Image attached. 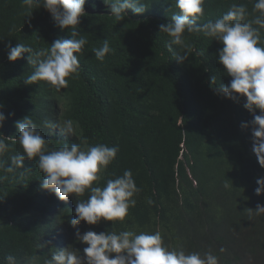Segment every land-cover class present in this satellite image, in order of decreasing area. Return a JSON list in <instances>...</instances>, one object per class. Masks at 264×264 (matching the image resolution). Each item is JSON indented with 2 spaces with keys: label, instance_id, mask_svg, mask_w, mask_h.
<instances>
[{
  "label": "trees",
  "instance_id": "obj_1",
  "mask_svg": "<svg viewBox=\"0 0 264 264\" xmlns=\"http://www.w3.org/2000/svg\"><path fill=\"white\" fill-rule=\"evenodd\" d=\"M232 2L205 0L200 22L218 18ZM240 2L251 9V0ZM107 3L111 0H86V15L78 26L88 40L79 57L80 75L57 92L44 82L27 85L25 78L31 71L27 54L10 62L7 45L46 47L56 39L68 38V31L57 27L44 8L31 14L20 0H0V105L5 115L0 134L14 137L16 121L25 116L38 125L71 119L72 136L59 129L49 135L51 130L41 127L51 146L59 147L65 141L118 146L101 185L112 174L131 170L141 189L136 207L115 230H159L166 245L201 253L211 248L220 264H239L246 256L257 255L256 242L264 238V216L247 210L255 211L257 204H264V194L255 193L264 168L253 152L251 129L241 127L252 120L243 108L245 101L235 103L213 90L231 81L217 62L222 45L192 35L185 41L186 49L180 50V54L187 51L188 60L177 63L167 50L168 37L159 33V25L177 11L173 0H145L148 9L143 15L128 10L122 21L110 16ZM105 39L114 53L100 62L92 49L101 47ZM212 76L217 78L214 84ZM18 148L12 145L4 159ZM25 167L32 172L27 179L0 183L3 263L8 255L21 251L17 242L20 222L42 196V174L35 162L25 161ZM73 218L75 210L70 220ZM111 228V222L78 226L81 234ZM69 229L71 245L83 255L86 245L77 241V229L71 225ZM221 247L226 249L224 253L219 252Z\"/></svg>",
  "mask_w": 264,
  "mask_h": 264
},
{
  "label": "clouds",
  "instance_id": "obj_2",
  "mask_svg": "<svg viewBox=\"0 0 264 264\" xmlns=\"http://www.w3.org/2000/svg\"><path fill=\"white\" fill-rule=\"evenodd\" d=\"M20 2L31 14L40 8L48 11L56 26L68 31V38L56 39L51 45L46 43V47L40 48L24 43L15 47L8 44L7 59L15 62L27 54L31 71L25 83L40 85L44 82L60 92L68 88L69 79H78L80 75L79 57L88 40L86 35L80 34L78 26L80 18L86 15V0ZM173 3L177 11L167 23L159 25V33L168 37V52L173 60L183 64L188 60V53L180 54V50L186 49L185 41L192 35L210 38L222 45L217 62L231 81L213 90L235 103L245 101L243 108L251 114L252 120L242 123L241 127L251 129L253 152L264 168V0H251V9L246 3L233 0L225 13L205 22H200L205 15V0H173ZM107 5L110 16L116 21L124 20L128 10L139 16L148 9L145 0H111ZM92 51L100 62L114 53L107 39ZM210 79L214 84L217 78ZM2 108L0 105V128L5 123ZM41 127L51 130L49 135L59 129L61 134L72 136L75 130L71 119L62 123L44 121L38 125L31 116H25L16 121L18 131L14 137L0 134V183L10 178L27 179L32 172L25 167V161H34L42 174L39 186L43 189L42 196L33 204L34 209L20 222L17 242L21 251L8 255L5 263L0 251V264H220L219 256L211 248L201 253L166 245L159 230H115L117 223L124 224L129 210L136 207V197L141 191L131 170H124L122 175L112 174V178L101 185L105 172L117 157L118 146L65 141L59 147H52V141L42 135ZM12 145L19 148L5 160ZM256 183V195L264 194V178H258ZM147 203L154 202L148 198ZM74 210L75 218L70 220ZM247 211L264 216V204H257L255 211ZM82 222L89 226L111 222L112 228L107 232L89 230L81 234L78 226ZM70 225L77 229V241L86 245L83 255L71 245ZM258 242L255 249L258 254L246 256L239 264H264V238ZM225 251L223 247L219 249L220 253Z\"/></svg>",
  "mask_w": 264,
  "mask_h": 264
},
{
  "label": "rangeland",
  "instance_id": "obj_3",
  "mask_svg": "<svg viewBox=\"0 0 264 264\" xmlns=\"http://www.w3.org/2000/svg\"><path fill=\"white\" fill-rule=\"evenodd\" d=\"M69 212H70V210H69Z\"/></svg>",
  "mask_w": 264,
  "mask_h": 264
}]
</instances>
